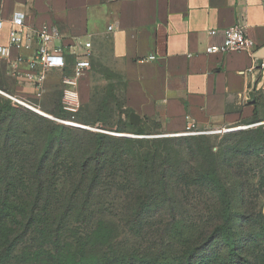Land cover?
Segmentation results:
<instances>
[{
    "label": "trees",
    "instance_id": "16d2710c",
    "mask_svg": "<svg viewBox=\"0 0 264 264\" xmlns=\"http://www.w3.org/2000/svg\"><path fill=\"white\" fill-rule=\"evenodd\" d=\"M0 90L9 93L3 84ZM47 112L68 119L61 109L60 113ZM22 113L38 123L33 128V142L27 140L28 125ZM261 119L264 117L255 113L245 123ZM72 134L71 129L41 119L0 96V264H144L140 249L146 237L153 239L158 234L173 245L188 236L189 232L179 231L186 226L178 222L176 211L163 208L175 190L189 187L190 180L184 175L189 167L176 169L180 171L177 175L169 170L170 149L157 143L144 155L132 156L127 149L130 141L105 134L81 132L75 138ZM259 134L264 137L263 128L249 133ZM263 142L261 139L260 144ZM200 143L194 151L202 161L196 175L210 196L224 198L232 185H223L222 171L245 172L238 156L243 162L248 159V147L229 142L214 153L209 143ZM261 150L263 144L258 154ZM231 209L222 207L216 222L204 225L196 234L194 244L220 243L231 264H259L256 248L237 237ZM164 212L172 215L173 223L163 234L161 224H154L161 223ZM121 233L135 240L134 244H123L121 256L110 260L97 256L98 247H109ZM194 250L179 261L147 264H193Z\"/></svg>",
    "mask_w": 264,
    "mask_h": 264
},
{
    "label": "crops",
    "instance_id": "0c3cea01",
    "mask_svg": "<svg viewBox=\"0 0 264 264\" xmlns=\"http://www.w3.org/2000/svg\"><path fill=\"white\" fill-rule=\"evenodd\" d=\"M16 13L31 29L55 25L65 45L92 43V66L77 88L80 108L119 111L128 121L136 114L138 126L173 133L238 124L264 108V0H0L3 45ZM237 25L255 41L253 51L206 55ZM47 75L48 82L63 73Z\"/></svg>",
    "mask_w": 264,
    "mask_h": 264
},
{
    "label": "rangeland",
    "instance_id": "374dc122",
    "mask_svg": "<svg viewBox=\"0 0 264 264\" xmlns=\"http://www.w3.org/2000/svg\"><path fill=\"white\" fill-rule=\"evenodd\" d=\"M0 84H3L10 93L0 90L6 94H0L2 98L10 100L14 106L20 107L41 119L71 129L74 138L81 132L93 134L105 133V135L113 139L130 141L127 149L132 156L144 155L149 150L154 149V144L161 143L162 147L170 149L171 155H173L170 158L171 166L168 167L170 171H175L174 173L177 175L183 170L182 168H190V172L183 170L184 175L190 178L188 181L189 187L175 190L172 193L173 196L163 206L164 210L166 208H173L176 211L175 216L179 215L178 222L186 226L179 231L189 232L188 236L180 239L177 244L173 245L166 243V240L160 239L158 234H155L156 237L153 239L146 237L141 244L142 249H140L144 256L141 257V261L144 264L155 260L164 262L179 261V259L184 258L194 248L195 250L190 257V261L193 264H231L224 245L220 243L212 245L206 243L201 246V244H194L193 241L196 239V234H199L204 229V225L216 222L219 217L217 213L222 207H226V205L232 208L231 214L234 218L233 224L235 225L237 237L242 242H248L252 249L253 247L256 248L254 250L257 254L258 263L264 264V151L261 150L262 153L258 154L262 144L264 149V142L260 144V140H264V137L260 136V134L257 136L249 135L251 131L260 128H263L264 133V119L249 124H246L244 121L218 128L221 131L222 129H230L229 132L188 136L183 135L186 129L179 133H173L166 131L159 124L132 125L131 121L125 120L119 111L98 114L95 112L97 111L96 106H90L85 109L80 108L78 113L73 116L63 108V85L60 75H55L48 80L47 93H45L43 98L37 99L27 90L28 88L24 83L10 76L7 66L0 60ZM17 101L29 105L48 116L31 110ZM60 109L62 110L61 114L65 115L64 113H66L68 117L65 121L83 127L63 124L55 120L63 119L57 118V116L47 112L49 110L60 113ZM261 112L259 116L263 118L264 108ZM21 115L25 117L26 124L28 125L27 140L33 142V128L38 123L32 116H27L23 113ZM73 117L75 118L73 119ZM209 130L215 129L194 127V131L204 132ZM241 134L244 135L239 136ZM232 137L233 139H231ZM200 142L209 143L214 153H217L220 147L229 142L238 143L240 148L248 147V152H250L248 159H245L243 162L242 156H238L244 169H246L245 172L238 169L233 172L228 170L222 171L221 178L225 183L223 185H232L231 187H227V196L224 198H219L216 195L210 196L204 190V187H202L203 184L199 176L196 175L202 167L201 159L194 154L197 146L201 144ZM219 166L222 170L225 169L223 160L219 161ZM0 169L2 170V165H0ZM176 169L180 171L178 172ZM193 182L200 183V185L195 187ZM224 202L225 205H223ZM163 214L165 216L159 219L161 223L154 225L161 224L159 227L164 234L170 228L173 220L172 215L169 216L166 212ZM191 235L193 236L191 237ZM134 242L135 240L121 233L117 235L116 239L112 240L109 247H98L96 254L110 260L113 256H121L123 244H134Z\"/></svg>",
    "mask_w": 264,
    "mask_h": 264
},
{
    "label": "built area",
    "instance_id": "2783aa9c",
    "mask_svg": "<svg viewBox=\"0 0 264 264\" xmlns=\"http://www.w3.org/2000/svg\"><path fill=\"white\" fill-rule=\"evenodd\" d=\"M3 30L4 22L0 20V60L7 65L10 76L24 83L26 87H30L34 97L41 99L45 95L48 72L55 69L61 70L63 73V108L73 116L78 113L80 98L77 88L80 81L91 69L93 58L92 43L75 38L72 44L65 45L62 43V34L55 25H45L41 29L28 28L26 17L23 13H16L11 20L8 45L1 43ZM216 34L217 31L210 32L211 36ZM223 34V43L207 47L206 55H227L234 52H250L255 49V41L248 37L245 30L239 25L224 30ZM15 51H25L31 53V56L26 57L22 54L14 56ZM148 60L154 61L155 57L152 56ZM254 70L256 68H253L250 72ZM0 94L6 95L1 91ZM21 104L38 112V110L29 105ZM55 120L66 125L69 123L65 120ZM194 127V124L187 127L183 135L198 136L230 131V129H222V131L221 129L204 132L194 131Z\"/></svg>",
    "mask_w": 264,
    "mask_h": 264
},
{
    "label": "water",
    "instance_id": "95a60500",
    "mask_svg": "<svg viewBox=\"0 0 264 264\" xmlns=\"http://www.w3.org/2000/svg\"><path fill=\"white\" fill-rule=\"evenodd\" d=\"M130 121H131V124H132V125H138L139 122H140V119H139L138 115H136V114H132V115L130 116ZM102 133H103V132H102ZM104 134H105V133H104ZM128 136H130V135H128Z\"/></svg>",
    "mask_w": 264,
    "mask_h": 264
},
{
    "label": "bare ground",
    "instance_id": "6f19581e",
    "mask_svg": "<svg viewBox=\"0 0 264 264\" xmlns=\"http://www.w3.org/2000/svg\"><path fill=\"white\" fill-rule=\"evenodd\" d=\"M38 113H40V114H42V115H44V116H48V115H46V114H44V113H42V112H40V111H38ZM50 116V115H49ZM68 125H71V126H77V127H83V126H81V125H76V124H74V123H68ZM122 136V135H121Z\"/></svg>",
    "mask_w": 264,
    "mask_h": 264
}]
</instances>
